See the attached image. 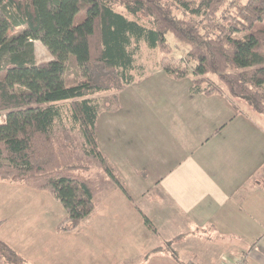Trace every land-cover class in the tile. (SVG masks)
Wrapping results in <instances>:
<instances>
[{
  "label": "crops",
  "instance_id": "0c3cea01",
  "mask_svg": "<svg viewBox=\"0 0 264 264\" xmlns=\"http://www.w3.org/2000/svg\"><path fill=\"white\" fill-rule=\"evenodd\" d=\"M192 84L160 68L100 113L98 145L127 193L113 187L79 230L58 229L68 212L49 191L0 179V240L24 264H218L237 251L264 264V115ZM213 235L222 247L196 248Z\"/></svg>",
  "mask_w": 264,
  "mask_h": 264
},
{
  "label": "trees",
  "instance_id": "16d2710c",
  "mask_svg": "<svg viewBox=\"0 0 264 264\" xmlns=\"http://www.w3.org/2000/svg\"><path fill=\"white\" fill-rule=\"evenodd\" d=\"M236 1L0 0V119L5 112L0 179L49 191L68 212L58 224L60 231L79 230L113 187L126 192L97 140L98 117L104 107L110 111L120 105L119 95L97 94L120 91L141 79L144 75L132 73L139 69L136 50L143 41L167 51V33L189 46L193 92H227L236 110L240 98L264 115V0ZM140 15L151 20L145 23ZM13 27L23 29L11 36ZM240 33L244 36L238 37ZM34 40H41L55 58L37 62ZM70 63L82 72L81 81L65 77ZM164 68L175 78L183 77ZM64 102L86 151L101 164L100 182L90 173L89 162L76 154L80 144L74 133L59 126ZM0 254L9 264L24 260L1 240Z\"/></svg>",
  "mask_w": 264,
  "mask_h": 264
},
{
  "label": "rangeland",
  "instance_id": "374dc122",
  "mask_svg": "<svg viewBox=\"0 0 264 264\" xmlns=\"http://www.w3.org/2000/svg\"><path fill=\"white\" fill-rule=\"evenodd\" d=\"M230 1H232V0H230ZM238 1H240V0H237L236 2H238ZM118 8H119V11H121V8L120 7H118ZM227 8H229V6H224V9L227 10ZM140 16H141V20L145 23H148L151 20L150 17H144L143 15H140ZM263 26H264V22H263ZM22 29H23L22 27H13L9 31V35H11V36L17 35L22 31ZM237 36L243 37L244 33L237 34ZM166 38L168 41V50L167 51H163L160 48L151 49L143 41L140 43L139 48L136 50V52H137L136 63L138 65L139 69L133 70L132 73H134L137 76V78H139L140 75H144V77H145V75H148L152 72H155V71L159 70L160 68L167 71L164 68V66H167L170 70H172L174 72V74L183 75V77H180V78L174 77L175 79H178V81H181L185 77V78H188L189 81L192 82L194 62L191 60L190 56L188 55L189 46L186 43L176 39L172 33H167ZM33 44H34V53H35L37 62L49 61V60L55 58L54 55L49 50V48L41 40H34ZM65 77L67 78L68 81L75 83V82H79L83 79V74L79 68H77L75 65L70 63L67 65ZM208 77L210 79H212L214 82H217L220 86L225 87V85L222 82H220V80L216 74H210ZM262 88H263L262 91L264 94V86ZM114 92L118 93V95H119V91H113V90L101 92V93H98L97 95H99V97H102V96H105L107 94L112 95V94H114ZM237 101H241L242 103H240V104H243V101L240 100V98H238ZM67 103L68 102H64L61 104L62 105V119L60 121H58L59 126L62 127L61 125H65L67 128H69L68 130H70V132L74 133V135L76 136L75 141L78 144H80V146L78 147V150L76 151V154H78L81 158H83V160L89 162V164L91 166L90 167V173L93 176L97 177L99 182H100V180L104 178V172L101 168V164L98 160H96L95 157H93L92 155H90L86 151V149H85L86 147L84 145V139L82 137V132L80 131L78 124L76 122H74V119L72 117L69 105ZM247 105H248V103H247ZM243 109H244V106H243ZM248 109L251 110L250 108H248ZM105 111H108V110H105V107H104V110H102L101 113H103ZM4 116H5V112H3L2 117L0 119V122L4 121ZM103 188H105V187H103ZM87 221H88V219H86V221L84 222V224H83L84 226L87 223ZM216 236L217 235H213L211 239L205 238L203 240H200L199 241L200 245L197 246L196 248H200L201 250H203V249H212V250L219 249L223 245V243H222L223 240H221L219 238H215ZM166 247H168V246H166ZM237 254H238V251L233 252L231 254L220 253L218 260L221 261L223 259V257L226 255H237ZM181 256L184 257V255H182V254H181ZM245 259H246V257H245ZM246 261H247V259H246ZM247 263H248V261H247ZM0 264H9L8 261L1 254H0ZM13 264H24V263L19 261L18 263H13Z\"/></svg>",
  "mask_w": 264,
  "mask_h": 264
},
{
  "label": "built area",
  "instance_id": "2783aa9c",
  "mask_svg": "<svg viewBox=\"0 0 264 264\" xmlns=\"http://www.w3.org/2000/svg\"><path fill=\"white\" fill-rule=\"evenodd\" d=\"M218 264H248L242 254L226 255Z\"/></svg>",
  "mask_w": 264,
  "mask_h": 264
}]
</instances>
